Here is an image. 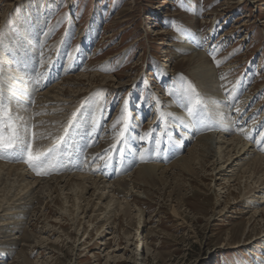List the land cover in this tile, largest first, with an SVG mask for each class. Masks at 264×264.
Listing matches in <instances>:
<instances>
[{
	"label": "rangeland",
	"instance_id": "1",
	"mask_svg": "<svg viewBox=\"0 0 264 264\" xmlns=\"http://www.w3.org/2000/svg\"><path fill=\"white\" fill-rule=\"evenodd\" d=\"M3 2H0V46L7 37H13L11 41L17 37L29 39L25 33L27 30L38 33L39 44L34 47L36 57L31 61L33 65L28 74H31L35 88L42 81L50 87L85 73L87 76L96 73L114 79L110 84L87 87V91L73 103L74 109L61 119L60 124L63 125L74 111L81 109L78 114L81 123L77 128L84 130L80 146L83 154L94 148L99 159L100 155H105V150H111L115 131L119 130V125L113 130L112 124L125 99H130L128 136L137 141L133 148L141 152L152 145L161 153V157L153 161H146L148 157L145 155L141 159L139 155L138 161L143 162L141 165L170 164L186 154L201 133H205L202 137L209 135L207 131L195 129L197 125L188 122L184 107L167 94L171 85L182 76L196 87L201 96H206L189 73L190 69L180 61L181 55L191 52L203 53L214 67L219 91L215 100L220 102L219 106L231 111L233 119L236 117L233 122L239 126L237 131L247 133L257 127L256 137L262 132L264 0H183L184 8L177 5V0ZM171 21L194 32L201 46L197 47L195 42H182L168 26ZM183 44L189 50L185 51ZM212 46L219 48L215 53V59L221 62L218 67L209 55ZM3 55L0 50V69L6 63L1 62L2 57L13 61L11 68L12 65L18 67V63L9 56L10 52ZM102 67L110 70L101 71ZM50 77L51 80H47ZM36 80H39L38 84ZM118 83L123 85L117 87ZM221 85H224L222 89ZM81 86L66 81L63 87ZM100 90H103V99L97 95ZM153 97L160 101L162 108L155 104ZM166 103L175 108L177 115H184V123L177 119L179 117H158V109L168 113L165 112L168 111L164 107ZM18 104L19 108L30 105L22 101L16 106ZM11 106L17 114L19 108L16 109L15 104ZM20 114L22 116V112ZM90 114L99 121L95 129ZM85 118L87 122H84ZM186 126L194 130L190 131L192 135L187 140L183 137V133L190 135L185 130ZM149 132L151 137L144 141L139 139ZM246 137L247 134L244 140ZM157 138L159 144L156 143ZM220 142L223 144L221 155L226 154L229 143ZM89 144L91 147L87 146ZM118 152L119 148L114 151ZM129 154L132 155L131 152ZM9 160L0 159V163L9 164ZM85 160L88 164L89 157ZM98 162L101 164L102 160ZM222 162L223 159L218 160L217 153L213 161L206 158L187 173L170 171L164 174L165 177L148 180L141 185L136 203L132 198H126L131 204L135 203L136 208L132 207L126 214L117 212L106 224L104 215L99 212L75 210L74 216L68 217L60 210L64 198L60 189H64L67 183L64 180L54 185L55 190L50 194L45 193L38 212L26 215L28 222L22 229L29 234L28 237L12 240L17 244L8 249L12 251L6 257L0 255V264H263L264 194H259V198L260 191H256L244 200V179L238 186V182H231L234 178H230L229 190L223 189L227 185L225 179L239 170L235 166L227 168L228 164ZM102 166L105 169V165ZM73 169L69 165L57 175L73 176ZM31 173L38 178L45 177ZM51 177L53 173L46 175L48 179ZM83 197L90 204L97 202L91 189ZM85 202H81V206H85ZM63 205L71 208V202ZM254 207L260 209L255 213ZM95 214L100 216L94 219ZM100 225L104 227L99 228Z\"/></svg>",
	"mask_w": 264,
	"mask_h": 264
},
{
	"label": "bare ground",
	"instance_id": "2",
	"mask_svg": "<svg viewBox=\"0 0 264 264\" xmlns=\"http://www.w3.org/2000/svg\"><path fill=\"white\" fill-rule=\"evenodd\" d=\"M2 1L5 2V0H0V2ZM43 25L44 21L42 25H40L41 28H43ZM25 33L29 37V39L25 40L30 43H27L24 37H17L14 41H11L13 37H7L8 39L5 37L7 40L0 46L2 54L5 55L6 51L10 52L9 56L11 58L13 57L12 59L18 63V67L12 65L11 68L10 63L13 61H7L6 58L2 57L1 62L6 61V63L2 65L3 69H0V74L3 75L0 77V90L2 89L5 98L15 97V99L11 101V104H15L16 109L20 106L19 104L16 106L17 102L20 103L22 101L23 103L30 104L29 107H20L21 109L19 108V110H17V114L22 112V117L26 119L29 125H36V131L48 136V139H41L38 144L42 150H45L51 147L50 145L53 143L55 137L62 134L66 121H68L69 118L63 122V125L60 124L62 121L61 119L67 117L74 109L73 103L77 101L76 99L81 94L85 93L88 88L91 89L92 87L95 88L97 85L110 84L114 79L112 77L100 76L96 73L87 76V73H85L86 75L70 77L50 87H48L47 82L43 83L44 81H42L37 85V88H35L32 79H30L31 74H28L33 65L31 61L36 57V48L34 47H36L37 43L39 44L37 40L38 33L37 31L31 30H27ZM180 39L182 42H188V40L182 37H180ZM171 45L172 44H170V46ZM182 47H184L185 51L189 50L186 44H183ZM180 61L190 69L189 73L199 84V89L206 92L205 98L215 100L219 95V91L216 87V72L214 71V67L210 64L209 59L201 52H191L189 55H181ZM47 80H51V77ZM66 81H72L73 84H81L83 87L64 88L63 86H65ZM43 85L47 87H43ZM122 85L123 83H118L117 87ZM167 86L169 87V85ZM220 88L222 89V87ZM32 100L35 101L32 102ZM158 107L162 108V105H158ZM164 107L168 110L165 112L171 114L170 116L184 118V115H177L174 112L176 110L170 103H166ZM213 108L223 113V115L214 117V124L211 128L209 129L202 125H197V127H195V129L197 128L200 132L207 131L206 133L209 135L202 137L205 133H201L200 137L193 140V145L187 150V153L170 164L159 165L158 163L141 165L143 162L138 161L140 150L138 149V151L135 152L131 145V143H135L136 145L137 141L135 138L129 139L128 141L130 142L120 147L125 149L123 154H121L120 151L118 153L112 152L111 161L105 166V169L102 166V164L105 165V161L102 160V163L99 164L98 161H100V159L97 158V152L93 150L94 148L85 151L83 155L79 156L78 160L73 157L71 164H68L66 161V167L69 165L76 166H74L75 174L73 175L71 173L73 176L68 177L57 175L58 172L63 171L65 167L59 171H53V177L48 179L46 175H44L45 177L40 176V178L32 175V170L26 164L24 166L23 162L15 164L13 160H9V164L0 163V213H2L0 215V238L14 236L13 239L0 240V255L4 258L12 251L8 249L17 244L16 242H12V240L18 238L26 239L28 237L29 234L22 229L28 222V216L26 217V215L38 212L40 206L43 204L42 200L45 193L50 194L55 190L54 185L64 180H67V183L64 189H60V191L63 190L61 195H64L62 205L71 202V208L67 209V207L65 208L64 205H61L60 210L67 213L68 217L74 216L75 210L81 211L82 213H84L86 209L91 210L92 213L99 212L104 215V223L106 224L110 222L112 215L117 212L120 211V213L126 214L131 211L132 207L136 208L135 203L140 195V187L148 180H154L156 177H161L170 171H177L179 174L187 173L193 169L194 165H201L206 158L213 161L218 153V160L223 159L222 163H227V168L235 166V169L239 170L237 174L232 173L228 179H225L227 185L224 186L223 189L226 188V190H229L228 182L230 178H234L231 182H238V186L244 179L243 199L246 200L256 191L261 192H258L260 198V195L264 194V140H261L260 134L256 137L255 133L257 127H254L253 130L251 129L247 133L238 132L239 126L234 125L233 122L236 117L234 119L232 118L230 110L219 105H215ZM185 130L188 133L194 131L188 126L185 127ZM257 131L259 132V129ZM83 132L84 130L81 127L76 128V130L72 132V139L68 146L69 153L79 151L83 139ZM262 132H264V125L262 126ZM244 134H247L245 140ZM183 135V137H186L185 140H187L190 139L192 134L190 133V135H187L183 133ZM253 135H255L254 138H252ZM217 140H224L229 143L226 147V149H228L226 154L221 155V152H223L221 151V145L223 144ZM258 141L260 142L258 143ZM145 150V156L148 157L146 161H153L161 157L159 150L155 149L152 145H148ZM174 150L176 151L177 148H174ZM129 152H131L132 155H130ZM87 157H89V163L85 164V159ZM120 164H123L122 168L119 167ZM137 165V169L132 171ZM110 166L111 169L109 168ZM25 167H28L30 171L26 170ZM105 179L114 181L106 182ZM88 189L92 190L93 197L96 195V203L93 201V204L85 202L86 199H84L83 195L86 194ZM64 191H66V193H64ZM119 196H121V198H119ZM126 198H132V200H135V203L131 204ZM81 202H85L86 205L81 206ZM258 209L260 208L254 207V212L256 213ZM174 212L176 213L175 210ZM99 216L100 215L95 214L94 219H97ZM75 218L77 219V216ZM103 227V225L99 226V228ZM20 233L22 234L21 237H16V235Z\"/></svg>",
	"mask_w": 264,
	"mask_h": 264
},
{
	"label": "snow or ice",
	"instance_id": "3",
	"mask_svg": "<svg viewBox=\"0 0 264 264\" xmlns=\"http://www.w3.org/2000/svg\"><path fill=\"white\" fill-rule=\"evenodd\" d=\"M177 5L184 8L183 0H177ZM168 26L178 34V38L182 37L189 42H195L197 47L201 46L200 41L197 40L195 35L187 28L175 21L169 22ZM217 51H219L218 46H212L209 55L213 58V63L218 67L221 62L215 59V53ZM100 70L108 71L110 69L102 67ZM220 79L223 80L224 77L221 76ZM35 83L38 84L39 80H36ZM221 87H224V85H221ZM225 91L227 92V89H225ZM167 94L174 97L175 101L184 107L187 120L191 125H202L210 129L214 124V117L223 115V113L213 108V106L220 103L219 101L201 96L196 87L182 76L177 78V82L171 86ZM97 95L103 99V90H100ZM14 99L15 97L6 99L4 94L0 92V159L22 161L38 176L49 175L53 171L63 169L66 167V161L68 164L72 163L73 157L77 160L79 159V155L83 154V147L79 149L78 153H69L68 146L72 139V132L76 130L77 125L81 123L78 115L81 113V109H77L71 114V117L67 121V125L63 128L62 134L53 139L51 147L42 150L38 146L39 141L41 139H48V136L36 131V125H29L22 116L15 113L11 106V101ZM152 99L156 105L160 104V101L155 97ZM144 100H147V97H145ZM129 105L130 99H125L119 115L112 124L113 130H115L118 125L119 130L115 131V142L111 145V151L105 150L107 159H105V155L99 156V159L105 161V166L110 163L113 151L119 148V151L123 154L125 149L119 146L121 144H126L130 139L128 136L131 126ZM239 111L240 109L237 108L236 112L239 113ZM168 115L171 114H165L158 109V117L166 118ZM177 119H180L181 123H184V118ZM84 122H87L86 118ZM91 123L93 129L99 124V121L94 115H92ZM151 135L152 133L149 132L144 136H140L139 139L144 141L146 137H151ZM260 137L261 140H264V132L260 133ZM259 142L260 141H258V143ZM156 143H160L159 138H157ZM87 146L91 147V144ZM145 152L146 150L140 152L141 159L144 158Z\"/></svg>",
	"mask_w": 264,
	"mask_h": 264
}]
</instances>
